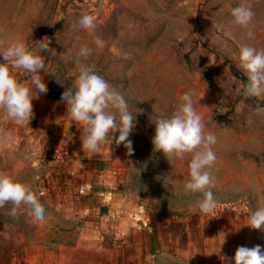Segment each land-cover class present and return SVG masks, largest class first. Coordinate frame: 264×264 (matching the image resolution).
<instances>
[{
  "label": "rangeland",
  "instance_id": "1",
  "mask_svg": "<svg viewBox=\"0 0 264 264\" xmlns=\"http://www.w3.org/2000/svg\"><path fill=\"white\" fill-rule=\"evenodd\" d=\"M241 2L0 0V41L6 45L18 39L35 48L36 41L43 40L49 46L41 53L46 68L40 73L48 92L33 100L30 124L18 125L0 110V173L31 184L47 217L33 224L27 206L15 217L8 215L11 204L0 207L1 225L13 248L33 253L38 247L58 249L81 242L89 255L108 245L110 237L103 230L124 228L129 222L147 226L167 219L191 229L218 219L224 226L234 223L245 230L244 246L264 250V231L248 226L249 215L264 206V112H256L264 109V95H243L248 76L239 58L241 45L264 49V0H244L253 12L252 38L233 23L231 9ZM85 14L95 18L92 34L77 26ZM95 36L104 47L95 44ZM83 45L92 49L86 59L79 57ZM78 59L93 66L126 99L136 120L129 137L132 156L126 155L123 144L116 146L111 132L98 153L82 151L83 128L78 129L59 102L66 88L75 90ZM210 61L212 66L206 67ZM11 71L38 96L31 74ZM185 92L192 93L205 132L217 139L211 170L217 206L207 214L198 207L203 194L184 189L191 154L169 162L152 144L156 119L171 117ZM76 161L96 172L83 182L72 175L69 184L60 170ZM80 183L89 193L72 191Z\"/></svg>",
  "mask_w": 264,
  "mask_h": 264
},
{
  "label": "clouds",
  "instance_id": "2",
  "mask_svg": "<svg viewBox=\"0 0 264 264\" xmlns=\"http://www.w3.org/2000/svg\"><path fill=\"white\" fill-rule=\"evenodd\" d=\"M231 16L233 23L245 29L249 38L254 36L250 27L253 12L244 0L231 9ZM77 26L87 30L89 34H92L97 27L95 18L87 14L78 19ZM94 42L98 47H104L105 42L99 36L94 37ZM0 46H3L0 50V56L3 58V62H0V110L18 125L30 124L34 118L33 100L48 92V86L40 73L46 68V58L41 53L49 51V46L41 40L36 41L35 48H30L18 39L8 41L6 45L4 41H0ZM91 52V48L83 45L79 57L86 59ZM239 58L241 67L248 76L243 95L245 97L264 95V49H257L247 44L241 45ZM212 64L210 61L206 67ZM77 66L79 75L74 82L75 90L66 88L59 102L66 105L67 115L75 122L78 129L83 128L80 137L82 151L98 153L111 132L112 141L116 146L123 144L127 149L126 155L132 156L133 141L129 137L136 120L128 110L123 94L114 89L103 76L97 74L93 66L81 63L79 59ZM11 69H22L31 74V84L38 91V96L33 95L29 84L18 81ZM179 100L180 103L171 117L156 119L152 144L154 151H162L169 162L172 157L184 159L186 154H191L188 164L189 178L185 182L184 189L186 192L202 193L203 199L198 201V207L205 214L211 213L217 206L211 190L215 187V177L211 170L217 159L213 149L217 139L213 133L205 132V124L201 115L195 110L192 93H183ZM256 112L262 113L264 109L258 107ZM117 132L118 137L114 135ZM6 204L12 205L9 216L15 217L18 209L24 205L28 207L27 215L31 223H44L47 218L46 209L31 184L0 173V207ZM248 220L251 229L264 231V206L252 212ZM234 262L264 264V250L260 245L251 248L239 246L235 252Z\"/></svg>",
  "mask_w": 264,
  "mask_h": 264
},
{
  "label": "crops",
  "instance_id": "3",
  "mask_svg": "<svg viewBox=\"0 0 264 264\" xmlns=\"http://www.w3.org/2000/svg\"><path fill=\"white\" fill-rule=\"evenodd\" d=\"M74 163L66 162L60 170L65 182L70 184L72 175L82 182L87 175H95L92 166ZM72 187L74 193H89L81 183ZM58 190L59 186H55L56 202L60 197ZM76 197L81 199L80 194ZM234 225L224 226L218 219L211 223L204 220L191 229L167 219L147 226L129 222L124 228L103 230L110 237L108 245L102 244L87 255L81 242L75 246L60 245L59 250L38 247L33 253L13 248L0 218V264H192L195 259L200 260L199 264H235L236 249L244 246L247 236L245 230Z\"/></svg>",
  "mask_w": 264,
  "mask_h": 264
}]
</instances>
